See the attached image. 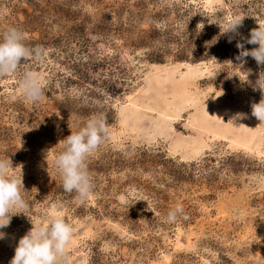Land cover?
<instances>
[{"label": "rangeland", "instance_id": "obj_1", "mask_svg": "<svg viewBox=\"0 0 264 264\" xmlns=\"http://www.w3.org/2000/svg\"><path fill=\"white\" fill-rule=\"evenodd\" d=\"M239 17L240 35L221 34ZM259 24L264 0H0V32L42 53L0 79V160L27 214L0 229V264L51 215L73 228L63 264H264V122L251 116L264 65L236 59ZM25 71L38 103L20 95ZM93 118L110 136L86 160L81 203L54 159ZM177 205L190 218L164 223Z\"/></svg>", "mask_w": 264, "mask_h": 264}, {"label": "clouds", "instance_id": "obj_2", "mask_svg": "<svg viewBox=\"0 0 264 264\" xmlns=\"http://www.w3.org/2000/svg\"><path fill=\"white\" fill-rule=\"evenodd\" d=\"M242 22L243 17L233 19L221 34L240 35L239 27L242 26ZM232 38L234 37H229V42ZM245 43L255 47L248 49ZM236 47L239 49L236 59L241 64L246 62L247 57H251L257 65H264V25L259 24L258 28L250 31L248 37L237 40ZM41 55L39 49H31L25 44V37L18 28L8 26L0 32V79L16 73L22 62L33 57L40 58ZM256 87L260 89L262 96L258 103L251 105V116L264 122V76L261 73L256 81ZM19 89L21 97L33 104L38 103L44 94L42 81L32 71H25L22 74ZM241 117L246 118L247 114L238 113L233 121ZM109 136L110 132L103 118L90 119L79 131H71L64 139L62 151L55 156L54 167L60 176L61 186L67 193H76L78 202L86 201L93 191L86 160ZM20 183L9 174L8 162L0 160V229L10 225L13 215L26 214L23 211L25 201ZM147 210L153 211L151 207ZM189 218L185 209L177 205L166 213L163 222L175 223L178 220L187 221ZM32 224L33 227L19 239L9 264H63L73 234L72 226L58 215L49 216L46 224L37 225L33 222ZM4 236L5 233L0 231V239Z\"/></svg>", "mask_w": 264, "mask_h": 264}, {"label": "bare ground", "instance_id": "obj_3", "mask_svg": "<svg viewBox=\"0 0 264 264\" xmlns=\"http://www.w3.org/2000/svg\"><path fill=\"white\" fill-rule=\"evenodd\" d=\"M185 67V66H184Z\"/></svg>", "mask_w": 264, "mask_h": 264}]
</instances>
